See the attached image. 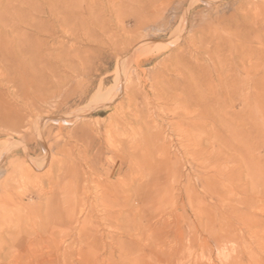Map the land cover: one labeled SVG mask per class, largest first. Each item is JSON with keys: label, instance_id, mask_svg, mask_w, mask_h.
<instances>
[{"label": "rangeland", "instance_id": "374dc122", "mask_svg": "<svg viewBox=\"0 0 264 264\" xmlns=\"http://www.w3.org/2000/svg\"><path fill=\"white\" fill-rule=\"evenodd\" d=\"M69 1L73 5L65 8L61 0H0V183L13 176L15 181L7 188L8 192L21 191L23 203L36 213L37 220L55 223L47 219L63 214L53 228L56 239L64 241L63 245L72 236L64 214L66 208L74 206L73 213L79 220L91 214L93 237L85 235L84 241H76L82 250L73 254L67 264H240V261L264 264V123L263 127H256L253 137L240 135L241 152L244 141L250 142L247 151L252 163L251 180L246 176L244 164L238 161L230 171L226 169L223 184H219L222 187L213 194L199 188L193 167L188 164L180 168L185 176L179 184L173 182V188L186 183L187 174L188 182L196 186L191 204L184 199V208L174 198L177 189L172 193L168 188L172 177L168 167L172 171L179 160H186L174 143L169 147L167 160L152 144H141L131 138L138 127L135 115L146 108L153 111L151 123L156 125L150 131L161 132L166 139L175 138L171 129H165L177 108L173 109L172 104H156L152 92L147 98L143 95L150 90L153 80L157 79L160 85L165 83L160 76L163 65L172 68L171 61L182 50L193 48L192 44L198 46L202 40L203 47L218 45L219 57L224 62L237 61L241 50L247 48L257 53L264 50V0H122L120 6L119 0ZM184 14L182 36L173 46H167ZM115 39L119 46L131 45L136 40H154L149 48L154 57L138 67L132 59L121 96L98 110L102 112L81 114L91 106L90 102H94L93 106L103 104L106 92L111 90L118 54L112 43ZM135 52L142 56V51ZM98 57L105 59L108 67L97 74L89 68L97 63ZM79 62L86 66L83 75L74 70ZM252 62L261 67L255 59ZM235 68L241 85L246 81L244 71ZM262 73L260 69L255 75ZM101 78L105 79L103 94L100 91L95 95ZM128 91L139 93L135 101L139 100L141 105L128 102ZM96 98L102 102L98 100L95 104ZM263 105L255 115L256 120L264 115ZM113 122L114 138L123 137L121 148L113 137H107ZM87 127L92 128L94 135H85L83 129ZM88 144L91 149L84 151ZM5 146L8 149L3 154ZM118 148L131 154L137 149L144 160L138 168L135 162L138 158L134 159L133 176L130 175L131 182L123 193L124 217L117 221L102 220L104 208L98 200L103 192L101 183L106 168L119 165ZM46 150L49 152L45 159ZM158 160L161 164L155 165ZM43 161L47 162L43 165ZM32 164L41 165L40 169L34 170ZM147 166L153 171L160 170V176L167 172L166 178L161 177L163 189L159 193L163 196L137 203L135 191L146 180L138 176L149 170ZM206 167L200 168L201 171H206ZM123 170L112 180L123 179ZM76 179L81 184L78 190L73 188ZM88 197L91 210L86 207L78 214ZM196 207L204 212L202 224L196 219ZM141 209L147 214L154 212L155 217L144 222L139 217ZM168 211L171 217L167 220L164 217ZM26 214L30 221L34 219ZM223 223L227 228L220 225ZM6 234L2 231V235ZM6 255H0V264H62L57 254L45 256L43 261L33 256L28 259Z\"/></svg>", "mask_w": 264, "mask_h": 264}, {"label": "bare ground", "instance_id": "6f19581e", "mask_svg": "<svg viewBox=\"0 0 264 264\" xmlns=\"http://www.w3.org/2000/svg\"><path fill=\"white\" fill-rule=\"evenodd\" d=\"M121 1L122 0H119V6ZM61 2L65 8H68L67 6L69 5H73L69 0H61ZM137 12H139V10ZM185 17L186 15L184 14V17L181 18L180 25L175 32V36L170 39L171 41L167 46H173L174 42L182 36L186 24ZM138 24L141 25L142 21L140 23L138 22ZM153 41L154 40L151 39L143 41L136 40L133 43L129 41L131 42V45H124L126 47L123 45H117L116 39L112 41L114 50H116L118 54L113 69L114 82L111 90L106 92V99L104 100L103 104L97 103L101 100L98 99V101L96 98V101L93 99L96 101L95 104L97 103L98 105L93 106L94 102L92 104L90 102L91 106L87 107V109L84 111H81V114H88L89 112H102V110H98H100L102 107L110 106L116 100V98H118V96H121L120 94L123 90L124 83L128 77V66L130 65L129 62L133 59L132 63H134L137 67L148 63L154 57L151 55L153 52L151 53V49H149L150 44ZM205 41L206 40H204V42ZM207 43H209V41ZM201 44H203L202 40H200V45L194 47L192 44L193 48L182 50L177 55L175 54L176 56L173 58V61H171V65H173L172 68H168L167 65H163V73L159 71L157 72L158 74L161 73L160 76L162 77V80L165 81V83L160 85L157 79L153 80L150 85L151 91H146L143 95L144 98H147V94L152 92L154 98L153 101H155L156 104H172L174 105L172 108H177V111L172 113L173 115L171 117L173 120L167 121V126L165 129L166 131L171 129L170 132L175 133V138L168 137V139H166L162 136L161 132L154 134L152 131H150L153 130L154 126L156 125L151 123L153 119V111H149L147 108L143 113L137 111L135 120L138 124V127L136 132H132L133 136H131V138L134 139L133 141L138 143L143 142L152 144L154 147H156L158 152L162 153V158H166L167 160H169V147H171L172 143H174L181 156L186 159L184 162L179 160L177 168L173 169L172 171H170V166L168 167L169 173L172 175L171 184L168 186V188L170 191L172 190V193L177 189V193L174 195V198L177 202H179L180 206L182 205L181 207L184 206V199H186L187 204H191V198L196 194V186L194 183L191 184L188 182V174L186 175V183L178 185L177 188H173V182L179 184L180 179L185 176L180 171V168L183 166H187L189 164L188 166H190V168L193 167L194 171L196 172L194 175L199 188L213 194H217V190L222 187L219 184H223L221 181L224 179L226 169H228L227 172L230 171L238 164V161L239 163L244 164L247 178L249 180L253 178L251 171L252 163L250 154L248 152L250 150H248L250 142L244 141L242 152L239 150L238 145L240 143V135H243L249 139L250 137L254 136L256 127H263L262 124L264 123V115H260V119L257 120L255 117L256 113H260L261 111L260 105L264 103V50H260L257 53L255 50L247 48L243 51L241 50L240 53H242V55L237 60L238 62H224L223 59L219 57L218 53L220 51L218 49V45H208L207 47H203L205 44L203 46H201ZM165 47L166 46H164L163 50L167 49ZM137 50H140V52L142 51L141 57L136 55L137 52L135 51ZM135 55L136 57H134ZM252 59H255V61L259 63L261 67H256L255 62H252ZM247 60L248 65L246 66ZM85 67L86 66L84 62H79L74 70L75 72L83 75L85 74ZM107 67V61L105 59L101 60L100 57H98L97 63L93 64V66L89 69H94L98 74ZM235 67H239L240 70L244 71L246 81H244V83L241 85H238L239 80H237L238 77ZM258 68H260L263 73L261 75L259 74V76L257 75L258 77H256L255 74L260 70ZM104 83L105 79L101 78L95 95L100 93ZM126 95V97H128V102H133L135 105L140 104L139 100L135 101V96L139 95L138 92L135 91L133 93L132 91H128ZM144 103L146 106L147 100H145ZM162 107L164 108L165 106ZM152 108L154 109L155 106L152 105ZM52 119H54V117ZM65 119L67 118L65 117ZM259 122H262L261 125ZM115 128L116 125H114L113 122L112 127H110L108 131V139L111 137L114 138L113 133ZM119 128L121 129V127ZM83 130L85 135H94L91 127H87ZM81 138L83 139V136ZM122 138L123 137L121 136L114 138V141L119 145L118 147L120 148L123 142ZM7 149L8 147L5 146L2 153L4 154ZM90 149L91 146L88 144L84 151H88ZM137 149L136 151L133 150L134 153L131 154L126 153L125 151L123 152L118 148L117 152L119 157V165L112 166V168L109 169L106 168L105 170L104 181L101 183L103 192L99 196V199L97 197L104 208V211H102L104 212L102 213L104 216L101 215L102 220L115 218L117 221L118 219L120 220L124 217L123 211L126 206V200L124 199L125 197L123 193L126 190L125 188L128 187L129 182H131V176H133L131 175L133 167L137 163L136 167L139 166L138 168H140L142 161L144 160V157L139 156ZM48 152L47 150L45 151V159L48 155ZM135 158H138V160H135L136 163L134 162ZM188 160H190V162ZM46 162L43 161L42 164ZM156 164L160 165L161 160L156 161L155 165ZM206 164H210L211 167H206ZM40 166L41 165L34 166L32 164L31 167H33L34 170H38L40 169ZM124 166L126 168H124L125 170L122 169ZM150 167L154 168V165L150 164ZM204 167H206L207 170L203 171V169L201 171L200 168ZM146 168L149 169V166ZM122 170L124 171L123 179L112 180V177L116 174H120ZM158 172H160V170L153 171L151 169L146 172H141L142 175H139L138 177L141 176L142 179L146 178V180L143 181L144 185L140 186L141 188H137L135 191L134 201L140 203L147 198H160L163 196L159 193L163 189L160 186L162 183L161 177L166 178L168 174L165 172L164 176H160ZM24 176H26L25 178H29V175L27 174ZM12 181L13 176H11L10 179L4 180L0 183V255L15 254L20 257L33 256L35 258L38 257L40 261H43L45 256L57 254L61 256L62 264H67V261L71 258V256H73V254L82 250L76 246V241H84L85 235L86 237H91L93 235L92 233L94 230L90 222L92 219L91 214L82 220H79V217L73 213L74 206L70 205L68 208H66L64 214L66 219L69 221V227L71 228L72 236L71 240L63 245L64 241L56 239L53 233V228L56 227L55 224L62 220L61 218L63 214L60 213V215L57 214V216H52L50 219H47V221L53 219L55 223H48L49 221L46 222L45 220H37L36 213L30 210V208H26V205L23 203L24 195L21 191L17 190L15 193L12 191L8 192L7 188L10 189L12 183L15 180L13 182ZM149 184L151 186H149ZM56 185L59 186V184ZM80 185L81 184L79 183L78 179L73 182L74 189L78 190ZM12 188L16 189L14 187ZM61 188L65 189V183L61 186ZM82 205L83 207L78 211V214H80L86 207L91 210V198H86ZM48 206L49 204L46 202L47 209H49ZM25 211L30 215H33L34 219L30 221L31 217L27 215ZM196 211V219L199 224H202L204 212L199 207H196ZM139 217L144 220V222H147L148 220L155 217V215L154 212L147 214L143 209H141ZM170 217L171 211H168L164 218L168 220ZM118 224L120 226L121 222H118ZM220 225L227 228V225L224 223ZM2 231L7 232L8 234L2 235ZM44 242L47 243L42 245ZM30 257L28 259H30ZM239 261L240 260H238V262Z\"/></svg>", "mask_w": 264, "mask_h": 264}]
</instances>
